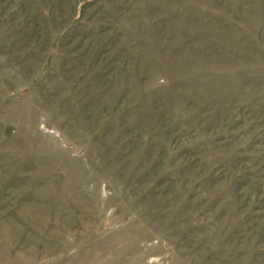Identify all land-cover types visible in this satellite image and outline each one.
Listing matches in <instances>:
<instances>
[{"label":"rangeland","instance_id":"obj_1","mask_svg":"<svg viewBox=\"0 0 264 264\" xmlns=\"http://www.w3.org/2000/svg\"><path fill=\"white\" fill-rule=\"evenodd\" d=\"M0 264H264V0H0Z\"/></svg>","mask_w":264,"mask_h":264}]
</instances>
